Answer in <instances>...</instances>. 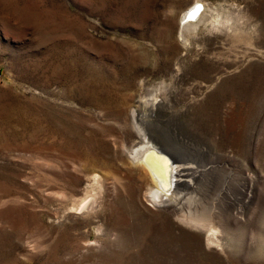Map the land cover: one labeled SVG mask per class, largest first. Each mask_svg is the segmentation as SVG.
Returning a JSON list of instances; mask_svg holds the SVG:
<instances>
[{
    "label": "rangeland",
    "instance_id": "1",
    "mask_svg": "<svg viewBox=\"0 0 264 264\" xmlns=\"http://www.w3.org/2000/svg\"><path fill=\"white\" fill-rule=\"evenodd\" d=\"M0 264H264V0H0Z\"/></svg>",
    "mask_w": 264,
    "mask_h": 264
},
{
    "label": "bare ground",
    "instance_id": "2",
    "mask_svg": "<svg viewBox=\"0 0 264 264\" xmlns=\"http://www.w3.org/2000/svg\"><path fill=\"white\" fill-rule=\"evenodd\" d=\"M197 6H200L199 4H197L196 6H193L191 9H189L188 11H186L185 12V14H184V17L182 18V21H184L183 19H186V17H194V16H196V14H197V12H198V10H197ZM202 8V7H201ZM199 16V15H198ZM190 21V20H189ZM185 24V23H184ZM190 24V23H189ZM193 24V23H192ZM185 26V25H184ZM186 26H187V24H186ZM188 27V26H187ZM144 112H139V110H137L136 108L134 109V116H135V118H136V120L138 119H140L141 120V118L144 116V114H143ZM146 114H147V112H146ZM146 116H149V114L148 115H146ZM150 117H147V118H144V119H147V121H148V119H149ZM143 121H145V120H143ZM141 121H139V123H140ZM149 122V121H148ZM151 122V121H150ZM144 123V122H143ZM141 124H142V122H141ZM143 125V124H142ZM144 126V125H143ZM152 140V139H151ZM153 142V141H152ZM166 152H169L172 156H173V158H174V156L176 157V155L175 154H173L171 151H169V149H165V148H159L158 146H155L154 145V143H151L150 141H149V139L148 138H146V140L145 141H143L141 144H139L136 148H135V150L133 151V153H132V156H133V158H136L137 159V161H139V162H141V163H143V164H145V165H147L149 168L148 169H150L151 170V172L153 173V176H154V178H156V183H157V188H156V191L154 192V194H153V197L155 198V201H157L158 202V204L157 205H159V203H165V204H167L166 202H170V200L171 199H175V198H177V193H178V191L176 192V195H172L171 193V197L172 198H170L169 200H167L168 199V193H169V191H171V192H173L172 190H170V188H172L173 187V185H184V186H193V181L189 178H184V176H183V180H184V183L182 184V170H183V167H184V169L185 170H188V169H191L192 168V166L190 165V164H188L187 163V165L186 164H183V167H182V164H177V165H174V166H172V162H169V160L167 159V157H166V155H165V151ZM168 150V151H167ZM200 151L201 152H204V151H206L204 148H200ZM207 152V151H206ZM168 153V154H169ZM202 154V153H201ZM200 154V155H201ZM203 155V154H202ZM169 156V155H168ZM171 157V156H170ZM178 158V157H177ZM180 158V157H179ZM172 159V158H171ZM182 159V158H181ZM135 160V159H134ZM136 161V162H137ZM173 161V160H172ZM179 161H181L180 159H179ZM135 162V163H136ZM174 163V162H173ZM175 164V163H174ZM194 169V168H193ZM195 170V169H194ZM193 170V171H194ZM195 172H197L196 170H195ZM184 175H186L185 174V172H184ZM197 175V174H196ZM193 176H195V175H193ZM175 185V186H176ZM176 186V187H177ZM187 187V188H188ZM178 188V187H177ZM181 188H183V187H181ZM180 189V188H179ZM185 189V188H184ZM173 190H175V188L173 189ZM178 190V189H177ZM187 190V189H186ZM176 191V190H175ZM188 191V190H187ZM180 192V191H179ZM184 193V192H183ZM183 193H181V194H183ZM188 192H186V194H187ZM180 194V193H179ZM178 194V195H179ZM182 196V195H181ZM180 196V197H181ZM185 196V195H184ZM183 196V197H184ZM153 197H152V199H153ZM178 198H179V196H178ZM188 198H190V195L188 196ZM179 199H181V198H179ZM178 199V200H179ZM154 200V199H153ZM177 200V199H176ZM184 200H187L186 198H184ZM191 200H192V198H191ZM155 201H154V203H155ZM175 201V200H174ZM174 201H171V207H175V209H176V207L177 206H179V205H177L176 206V204H178L177 202H175V203H172V202H174ZM183 201V200H182ZM189 201V200H188ZM187 201V202H188ZM156 202V203H157ZM183 202H185V201H183ZM191 202V201H190ZM189 202V203H190ZM193 202V201H192ZM179 204H180V201H179ZM184 204H186V202L184 203ZM191 204V203H190ZM156 205V204H155ZM162 205V204H161ZM181 205V204H180ZM187 205V204H186ZM192 205H193V203H192ZM191 205V206H192ZM188 206H190V205H188ZM180 207V206H179ZM196 216V215H195ZM194 216V217H195ZM198 217V216H197ZM196 217V218H197ZM212 228V227H211ZM214 230L212 229V232H213ZM211 232V233H212ZM216 233L217 232H214V233H212V234H215L216 235ZM214 236V235H213ZM216 237V236H215Z\"/></svg>",
    "mask_w": 264,
    "mask_h": 264
},
{
    "label": "snow or ice",
    "instance_id": "3",
    "mask_svg": "<svg viewBox=\"0 0 264 264\" xmlns=\"http://www.w3.org/2000/svg\"><path fill=\"white\" fill-rule=\"evenodd\" d=\"M199 9V6H197V10Z\"/></svg>",
    "mask_w": 264,
    "mask_h": 264
},
{
    "label": "water",
    "instance_id": "4",
    "mask_svg": "<svg viewBox=\"0 0 264 264\" xmlns=\"http://www.w3.org/2000/svg\"><path fill=\"white\" fill-rule=\"evenodd\" d=\"M199 8H200V6H199ZM199 10V9H198ZM197 14H198V12H197ZM195 17V16H194Z\"/></svg>",
    "mask_w": 264,
    "mask_h": 264
}]
</instances>
